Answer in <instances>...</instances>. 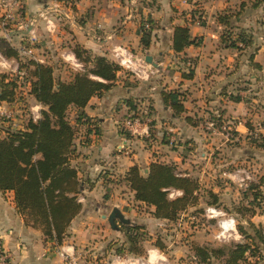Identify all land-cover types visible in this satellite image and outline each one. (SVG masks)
<instances>
[{
    "label": "crops",
    "instance_id": "1",
    "mask_svg": "<svg viewBox=\"0 0 264 264\" xmlns=\"http://www.w3.org/2000/svg\"><path fill=\"white\" fill-rule=\"evenodd\" d=\"M25 2L26 15L37 18L36 26L32 30H23L21 26L14 28L10 42L19 49L34 33L38 58L52 64L55 75L63 80H71L79 71L76 63L80 61L73 50L77 44L112 61H115L113 48L124 45L145 59L152 56L154 63L146 60L153 69L148 79H139L121 68L116 85L103 95L93 96L80 121L76 119L78 110L73 108L71 122L76 127V152L72 163L78 170L79 199L83 207L72 220L63 244L55 246L54 241H46L40 228L28 224L17 208L14 191H0V257L6 253L8 264H67L61 255L65 250L77 264H98L105 253H113L109 246L115 248L127 240L122 229L124 223L145 227L143 231L149 232L146 242L153 246L163 221L153 216V206L135 198L126 181L129 169L135 165L142 173H147L152 162L175 163L183 173L199 175L202 198L207 199V192L212 190L219 196L220 205L228 206L238 201L248 203L250 198H245L244 190L226 175L225 165H237L248 158L259 168L254 182L264 178V170L261 171L264 146L251 141L254 132H264V126L257 127L259 115L253 110L256 99L243 95V91L235 94L231 88L247 78L264 84V0ZM48 5L57 6L60 12H70L69 19L61 16L58 10L53 12L56 27L52 31L47 29L46 20L40 16ZM224 11L239 12L234 18L238 26L234 31L245 29L254 39L250 46L238 49L222 42L226 26L219 18ZM148 20L152 21V40L146 48L141 42L140 25ZM176 26H189L195 40L179 53L173 49ZM0 36L6 37L1 26ZM4 58L8 66L0 65V74L6 71L4 69L16 72L19 61ZM255 63L261 64L262 70ZM191 70L193 77L188 78ZM1 80L0 75V97ZM23 90L22 95L29 101L30 109L40 111L44 108L26 87ZM166 92L185 95L184 112L176 114L166 103ZM127 100L134 101L137 108L131 110ZM5 103L7 101L0 99V104ZM10 104L16 105L15 102ZM142 106L152 108V129L144 125L138 126V132L125 129L123 121ZM214 113L221 117L218 120L222 122L220 126L214 119L206 121L204 118ZM200 119H204L206 129L210 131H205ZM1 124L0 117V136H3ZM171 135L177 137L176 145L170 144ZM216 136L220 137V142ZM120 146L124 147L121 149ZM107 178L112 181L108 182ZM202 198L197 206L189 207L187 211L211 205ZM115 208L121 211L125 221L116 218L115 224L111 225L108 216ZM249 220L257 227H264V214L260 211ZM249 233L255 234L254 231ZM246 240L251 241L243 237L242 241ZM110 255L111 264H135L141 260L137 255L133 256L136 260ZM151 259L155 261L156 258L151 254Z\"/></svg>",
    "mask_w": 264,
    "mask_h": 264
},
{
    "label": "trees",
    "instance_id": "2",
    "mask_svg": "<svg viewBox=\"0 0 264 264\" xmlns=\"http://www.w3.org/2000/svg\"><path fill=\"white\" fill-rule=\"evenodd\" d=\"M238 15L239 12L236 11H224L220 14L219 20L226 26L221 40L227 47L244 49L250 46L254 39L245 29L234 31L238 27L234 18ZM148 22L152 27V21ZM144 23L140 25L141 42L147 48L151 44L152 28L146 29ZM193 43L195 40L191 36L189 26L175 27V52H182ZM73 50L76 58L83 63L84 70L77 71L71 80H63L55 75L52 64L34 59L23 60L19 49L7 38L0 36V53L6 58H16L19 61L18 70L23 72L22 76H17L14 72L0 74V99L9 103L16 102L24 97V90H20V87L26 86V91L44 106L37 121L29 119L20 128L1 124L5 134L0 136V191H14L17 208L28 224L40 228L45 240L54 241L55 246L63 244L72 220L83 207L79 199L81 191L78 170L72 163L76 152V127L71 122L72 110H78L77 121L85 117L84 109L90 99L113 88L118 71L121 70L116 61L107 56L90 53L79 44ZM255 65L262 70L261 64ZM193 74L191 70L187 77L191 78ZM164 97L176 114L185 111L183 93L166 92ZM127 101L131 110L137 108L134 101ZM149 108L152 109L151 106ZM214 120L217 125H221L219 118ZM153 124L154 122L151 123ZM251 141L257 140L252 137ZM258 145L264 146V142ZM107 181L112 180L107 178ZM126 181L138 201L154 207L152 214L157 219L175 221L189 207L197 206L201 202L202 186L199 179L183 173L175 163L152 162L147 173H142L137 165L132 166L126 175ZM262 185L264 178L259 182L250 183L243 192L245 198H250L248 204L239 206L236 212L246 211L250 215L257 213V207H262L264 201ZM172 191H179L180 194L171 196ZM206 197L208 204L220 205L219 196L212 190L207 192ZM249 223L254 235L241 224L239 231L251 241L221 246L195 243L196 263L200 261L213 264V260L222 259L224 264H242L250 256L262 255L264 229L257 227L253 222ZM143 228L145 227L124 223L122 229L127 240L121 244L124 245L123 250L142 254L139 245L145 240L146 233ZM158 242L159 238L155 244L158 245ZM257 263L258 261L255 262Z\"/></svg>",
    "mask_w": 264,
    "mask_h": 264
},
{
    "label": "rangeland",
    "instance_id": "3",
    "mask_svg": "<svg viewBox=\"0 0 264 264\" xmlns=\"http://www.w3.org/2000/svg\"><path fill=\"white\" fill-rule=\"evenodd\" d=\"M22 29L24 30L25 26H23ZM24 60H27V58H24ZM4 70H6L4 73H8V74L11 73V71L8 69H4ZM235 79L237 80L239 78L236 77ZM238 84L239 85H237L236 83L235 87L233 89L231 88V90L235 91V94H238L239 91H243L245 92L243 95L251 96L252 99H256L255 101L256 105L253 110H254V113H257V115H259V117L257 118V127H259V125L264 126V84L262 83L258 84L256 81L255 82L251 81L248 78L243 81L238 82ZM29 104L30 103L26 98L23 99V101H21L19 108L22 110H18V112L16 113L17 118H16L15 123H13L14 127L17 128L19 125L27 123L28 121L27 113L28 112L26 110L29 111L28 109ZM25 106L27 107V109L25 108ZM204 118L206 119V121H210L216 118L221 119V117L218 116L216 113H214L213 116L208 115L207 118L206 117ZM200 120H203L202 124H203V128L205 129V131L206 132L210 131L206 129L207 125L204 119H200ZM261 134L258 132L253 133L252 135L253 138H256L257 140V141H254L253 143L260 144L264 142V132H262ZM217 136H216V138H218L217 142H220V139H219L220 137H217ZM188 143H189V140H188ZM245 160L246 161H243L242 163L237 164V165L227 164L225 165V169H227V171H233L237 167H243V166L249 167L255 172V179H256L257 174L259 173V168L256 167L253 162L250 163L251 161L250 159L246 158ZM262 170H264V167L261 169V171ZM195 178L199 179V175H197V177ZM202 201H207V199L203 197ZM246 204L248 203L243 202V201H240V202L238 201V203L230 204L228 206L211 204L226 212V216L220 217L219 219L217 218L207 219L206 217H204V211H205L204 209L206 206L204 208L199 207L198 209L192 210L190 212L186 210L175 221L161 219L163 223L159 224L160 231L156 233V237L159 238L158 245H156L154 242L152 246L146 242L149 239V232L145 230L144 231V233H146L145 240H143L144 242L141 243V245H139L140 246L139 248L142 254L138 255L134 253H129L127 250H123L122 247H124V245L123 246L120 245L115 248L113 246H109L110 250L113 249V253L112 251L110 253L112 255H119L121 257H124V259L133 258V256L135 255L140 256V259H141L140 262H137L135 264H153V262H156V261L158 262V264H188V263L189 264H207V263L200 262V261L196 263L197 258L194 255V244L195 243L211 244V246H221V245L230 244L233 242H241L243 237L245 236L242 233H240L239 225L241 224L245 228H250L249 217L251 215L249 214V212L245 211V213H238L236 212V210L239 206H243ZM262 204H263L262 207H257V211H260L262 214H264V201L262 202ZM147 206H150V205H147ZM207 206H210V205H207ZM146 211L148 212V209H146ZM151 213H153V211ZM228 216H233L236 218L237 230L239 231L240 237L217 238V235L221 230L219 226V221L222 218H227ZM241 221H246V222L241 223ZM249 231L253 232L254 230L250 228ZM261 249H262L261 251L262 255H259L256 257L250 256L242 264H255L256 261H258L257 264H261L262 262H264V246H261ZM110 253H105V255L101 257L103 260L101 262L99 261L98 264H111L112 257ZM151 254H152V258H156L155 261L151 259ZM108 256L109 258L110 257L111 258L108 259ZM213 264H224V261L222 259H215L213 260Z\"/></svg>",
    "mask_w": 264,
    "mask_h": 264
},
{
    "label": "built area",
    "instance_id": "4",
    "mask_svg": "<svg viewBox=\"0 0 264 264\" xmlns=\"http://www.w3.org/2000/svg\"><path fill=\"white\" fill-rule=\"evenodd\" d=\"M57 6H46L43 11H41L40 16L44 17L47 24V29L52 31L56 27V21L54 20V11H57ZM60 12V10H58ZM61 16L66 19L70 18V12L68 10H64L60 12ZM37 23L36 17L28 18L26 15V2L25 0H0V26L3 31L6 32V37L10 41V37L12 34V30L14 28H21L25 26L26 29L32 30ZM145 28H150V22L144 23ZM17 26V27H16ZM37 36L34 33H31L28 40L25 41L24 44L19 48V52L23 58L34 59L36 61L44 63L43 60L38 58L35 50V45L37 44ZM113 57L115 61L129 73L135 75L139 79H148L153 72V69L148 66L146 59L143 56H140L133 52L130 48L124 45H117L113 48ZM0 65L2 67H7V61L0 54ZM79 70H84L83 63H76ZM190 65V64H189ZM17 76H22L23 72L17 70L14 72ZM22 86L20 90H23ZM24 97L18 99L14 106H12L9 102L5 104H0V117L2 124L7 126L11 125L14 127L13 123L16 121V113L20 109L21 101H23ZM27 109V107L25 106ZM26 110L28 120L32 119L37 121L41 117V110L34 111L30 108ZM152 112L149 107L142 106L139 107L136 111L131 112L126 119L123 121V127L129 131L138 132V126L144 125L148 128H151V123L153 122ZM24 124L19 125L18 128L22 127ZM5 133V131H4ZM177 137L171 135L169 138V142L171 145H176ZM121 149L124 146H120ZM226 175L242 189L246 190L250 183L255 180V172L249 167H237L233 171H226ZM180 194L179 191H172L171 196ZM204 217L207 219H219L220 217L226 216V212L220 208H217L214 205L206 206L204 209ZM225 222H228V225H225ZM219 226L221 228L220 232L217 235V238H226V237H240L239 231L237 230L236 218L233 216H228L227 218H222L219 221ZM61 255L65 258L67 264H77L76 260L72 258V255L68 254L65 250L61 252ZM1 264H8L9 256L6 253H2L1 255Z\"/></svg>",
    "mask_w": 264,
    "mask_h": 264
},
{
    "label": "water",
    "instance_id": "5",
    "mask_svg": "<svg viewBox=\"0 0 264 264\" xmlns=\"http://www.w3.org/2000/svg\"><path fill=\"white\" fill-rule=\"evenodd\" d=\"M146 60L149 62V63H154L153 62V58L152 56L148 55L146 57ZM116 218H119L121 221H125V218L123 216V214L121 213L120 210H118L117 208L113 209V211L111 212V214L108 216V220L110 222L111 225H114L115 224V220Z\"/></svg>",
    "mask_w": 264,
    "mask_h": 264
},
{
    "label": "bare ground",
    "instance_id": "6",
    "mask_svg": "<svg viewBox=\"0 0 264 264\" xmlns=\"http://www.w3.org/2000/svg\"><path fill=\"white\" fill-rule=\"evenodd\" d=\"M225 225L227 226L228 225V222H225Z\"/></svg>",
    "mask_w": 264,
    "mask_h": 264
}]
</instances>
